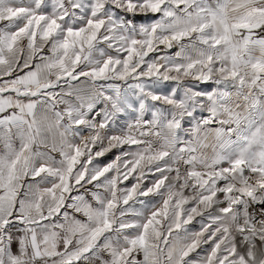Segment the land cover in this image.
Wrapping results in <instances>:
<instances>
[{"label": "snow or ice", "instance_id": "6c2138e0", "mask_svg": "<svg viewBox=\"0 0 264 264\" xmlns=\"http://www.w3.org/2000/svg\"><path fill=\"white\" fill-rule=\"evenodd\" d=\"M0 264H264V0H0Z\"/></svg>", "mask_w": 264, "mask_h": 264}]
</instances>
